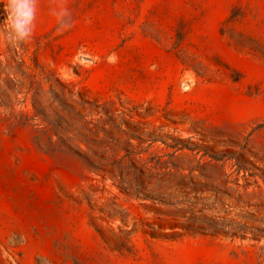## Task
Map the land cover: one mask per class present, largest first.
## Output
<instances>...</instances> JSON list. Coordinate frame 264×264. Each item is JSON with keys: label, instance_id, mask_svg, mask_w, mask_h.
Returning a JSON list of instances; mask_svg holds the SVG:
<instances>
[{"label": "rangeland", "instance_id": "obj_1", "mask_svg": "<svg viewBox=\"0 0 264 264\" xmlns=\"http://www.w3.org/2000/svg\"><path fill=\"white\" fill-rule=\"evenodd\" d=\"M34 23L0 39V264H264V0Z\"/></svg>", "mask_w": 264, "mask_h": 264}, {"label": "clouds", "instance_id": "obj_2", "mask_svg": "<svg viewBox=\"0 0 264 264\" xmlns=\"http://www.w3.org/2000/svg\"><path fill=\"white\" fill-rule=\"evenodd\" d=\"M4 10L6 19L0 30V39L13 46L29 42L35 28L37 0H7ZM54 14L58 19V31L71 27L70 14L66 8Z\"/></svg>", "mask_w": 264, "mask_h": 264}, {"label": "bare ground", "instance_id": "obj_3", "mask_svg": "<svg viewBox=\"0 0 264 264\" xmlns=\"http://www.w3.org/2000/svg\"><path fill=\"white\" fill-rule=\"evenodd\" d=\"M8 254H9V253H8ZM8 254H7V255H8ZM11 261H12V260H11Z\"/></svg>", "mask_w": 264, "mask_h": 264}]
</instances>
